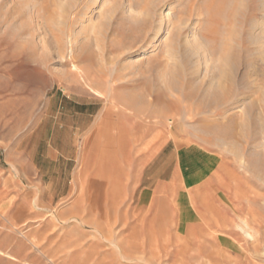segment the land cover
Returning a JSON list of instances; mask_svg holds the SVG:
<instances>
[{"label":"rangeland","instance_id":"rangeland-1","mask_svg":"<svg viewBox=\"0 0 264 264\" xmlns=\"http://www.w3.org/2000/svg\"><path fill=\"white\" fill-rule=\"evenodd\" d=\"M188 191L264 264V0H0V264H218Z\"/></svg>","mask_w":264,"mask_h":264},{"label":"bare ground","instance_id":"bare-ground-1","mask_svg":"<svg viewBox=\"0 0 264 264\" xmlns=\"http://www.w3.org/2000/svg\"><path fill=\"white\" fill-rule=\"evenodd\" d=\"M89 9H88V11H87V13L88 12H92L93 10H94V8L95 7H88ZM250 19V18H249ZM167 20V17L166 16H164V18H163V21L161 22V23H164L165 21ZM246 25V24H245ZM247 25H248V21H247ZM246 25V26H247ZM244 27V26H243ZM160 30H162L161 28H159V29H157V31H156V34H155V36H157L159 33H160ZM155 38V37H154ZM243 38V37H242ZM241 38V39H242ZM245 39H247V38H245ZM259 39V38H258ZM246 42H247V40H246ZM249 42V41H248ZM252 42V41H251ZM245 44H247V43H245ZM250 44V43H249ZM236 45H238V44H236ZM240 47V46H239ZM153 48V44H152V42H150L148 45H146L145 47H144V51H143V54L145 53V52H148L150 49H152ZM243 48V47H242ZM253 49V48H252ZM251 49V50H252ZM246 51H249L250 49H245ZM250 52V51H249ZM249 52H247V53H249ZM243 53H244V51H243ZM227 86V85H226ZM227 90V89H226ZM198 133V132H197ZM204 133H205V131H204ZM220 136V135H219ZM107 138V136H105V139ZM210 140V139H209ZM212 140V139H211ZM95 147H97V146H95ZM94 150L96 149V148H93ZM91 151V150H90ZM109 154V152L108 151H105V150H103V154H102V156L103 157H106L107 155ZM91 157V156H90ZM96 164V163H95ZM246 164H244V166H245ZM244 166H242V167H244ZM250 166H252V165H250ZM245 167H249V163H248V165H246ZM244 167V168H245ZM254 166H252V168H253ZM179 168L181 169V164H180V166H179ZM251 168V167H250ZM250 168H248L249 170H250ZM255 169L257 168V167H254ZM106 169V168H105ZM244 170V169H243ZM248 170V171H249ZM254 170V169H253ZM252 169L250 170V171H253ZM257 172V171H256ZM251 173V172H250ZM85 174H86V172H85ZM252 174H253V172H252ZM257 174V173H256ZM105 175V177L106 178H108V176H109V174H104ZM255 175V174H254ZM253 175V176H254ZM104 176H102V178H100V180H97V181H102V180H104V178H105ZM116 178L117 177H114L113 179V181H114V183L117 185V186H115L114 187V189H116V188H118L119 189V187H120V184H119V181L120 180H116ZM188 178V177H187ZM187 178H183V180H182V182L185 184L186 183V180H187ZM190 179H191V177H190ZM179 180V179H178ZM188 180H189V178H188ZM104 181H106V180H104ZM190 181H192V179L190 180ZM237 181V180H236ZM189 182V181H188ZM95 183V182H94ZM119 184V185H118ZM90 185V184H89ZM93 185V184H92ZM91 186V185H90ZM90 186H88V187H90ZM123 188H124V185H123ZM89 189V188H88ZM99 190V189H98ZM114 194V193H113ZM113 194L111 195V198H112V203H114V199H113ZM187 197L189 198V200H188V202H187V204H186V206L185 207H183V209L184 210H187V213L184 215V216H182L181 218H180V220H179V227H181V229H182V232L184 233V237H183V243H185V244H188V242H189V239H190V241H191V238L192 239H196V238H198L199 236H203L204 237V234H206L205 233V231H209L210 229H209V226H210V224H208V223H205L204 221H203V219H204V217L201 215H199L198 216V213H196V204H195V202L196 201H194V199H193V197L191 196V193L188 191V193H187ZM123 199H125V198H123ZM90 200V199H89ZM78 202V201H77ZM104 202V201H103ZM178 202H179V205H182L181 204V202H182V200L181 199H178ZM91 203V202H90ZM198 204V203H197ZM201 204V203H200ZM206 205V204H205ZM201 206V205H200ZM205 209V208H204ZM206 210V209H205ZM99 211V210H98ZM93 213V212H92ZM96 217V216H95ZM99 217V225H102V224H100V223H102V220H101V222H100V216H98ZM235 217V216H234ZM73 219V218H72ZM97 220H98V218H97ZM111 222V221H110ZM178 222V221H177ZM237 222V221H236ZM239 222V221H238ZM122 223H123V221H122ZM227 223L229 224V222L227 221ZM242 225H236V227H237V229L239 230V232L241 231L244 235H245V237L246 238H248V239H250V240H254V236L251 234V232H254L255 230H253L252 229V227H250V225L247 223V221H243V220H241V222H240ZM231 224V223H230ZM114 225V224H113ZM104 226V225H103ZM195 226H197L196 228H195ZM206 226V228H204V227ZM104 227H107V226H104ZM99 228H101L102 229V227L101 226H99ZM98 228V229H99ZM228 228V227H227ZM107 229V228H106ZM177 229V228H176ZM226 229V228H225ZM103 230V229H102ZM106 231V230H105ZM229 231H231V230H229ZM233 231V230H232ZM236 231V230H235ZM239 232H234L233 231V233H235L236 235H239L240 233ZM178 233V232H177ZM101 234V233H100ZM99 234V235H100ZM216 234H218V233H216ZM255 235V234H254ZM181 236V235H180ZM205 238V243L206 244H208L209 246H208V248H209V250H210V256L209 257H212V255H214V256H216V259L218 258L219 260H218V264H230L229 262L227 263V261H229L230 260V258H226V257H224L225 256V254H224V256L222 255V254H220V253H214V251L212 250V248H213V245L215 244L214 242L217 240L216 238H214L213 236H211L210 235V238L208 239V238H206V237H204ZM230 239V237H228V234H227V239ZM219 239V238H218ZM227 239H223L222 241H224V242H227ZM256 239V238H255ZM256 243V244H255ZM254 243V245H253V249H254V252H258L259 251V245L257 244V241ZM191 244V243H190ZM199 245V244H198ZM221 245V244H220ZM194 246V245H193ZM201 248V247H200ZM118 249V248H117ZM197 249V248H196ZM195 249V250H196ZM194 250V251H195ZM219 250V249H218ZM119 251L121 252L122 250H121V248H119ZM196 252H198V250L196 251ZM195 254V253H194ZM263 256H264V253H263ZM193 257V256H192ZM195 257V256H194ZM182 258H184V257H182ZM186 258V257H185ZM184 258V259H185ZM201 258V257H200ZM204 258V257H203ZM205 258H207V257H205ZM192 260V259H191ZM195 260H197V259H194V261ZM200 260V259H199ZM206 261H207V259H206ZM263 261H264V259H263ZM203 262H204V260H203ZM180 263H181V261H180ZM194 263V262H193ZM182 264H183V262H182ZM231 264H242V263H237V262H234V263H231Z\"/></svg>","mask_w":264,"mask_h":264},{"label":"crops","instance_id":"crops-1","mask_svg":"<svg viewBox=\"0 0 264 264\" xmlns=\"http://www.w3.org/2000/svg\"><path fill=\"white\" fill-rule=\"evenodd\" d=\"M89 118H91L90 116H89ZM87 128H88V125H86L85 127H83V128H81V129H77V131H85V130H87ZM35 130V129H34ZM33 129L29 132V133H33L32 131H34ZM31 135V134H30ZM32 137V136H31ZM69 148L70 149H72V148H74V141L71 143V145L69 146ZM50 157H52V156H50Z\"/></svg>","mask_w":264,"mask_h":264}]
</instances>
